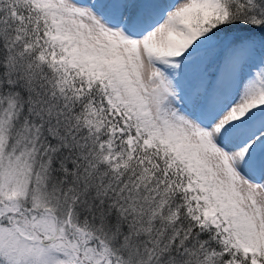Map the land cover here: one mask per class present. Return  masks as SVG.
I'll use <instances>...</instances> for the list:
<instances>
[{
  "label": "snow or ice",
  "instance_id": "snow-or-ice-1",
  "mask_svg": "<svg viewBox=\"0 0 264 264\" xmlns=\"http://www.w3.org/2000/svg\"><path fill=\"white\" fill-rule=\"evenodd\" d=\"M0 264H264V0H0Z\"/></svg>",
  "mask_w": 264,
  "mask_h": 264
}]
</instances>
